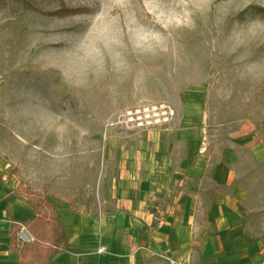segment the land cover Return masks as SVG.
Here are the masks:
<instances>
[{
  "label": "rangeland",
  "instance_id": "374dc122",
  "mask_svg": "<svg viewBox=\"0 0 264 264\" xmlns=\"http://www.w3.org/2000/svg\"><path fill=\"white\" fill-rule=\"evenodd\" d=\"M249 146L260 161L264 0H0V182L104 209L120 173L133 190Z\"/></svg>",
  "mask_w": 264,
  "mask_h": 264
},
{
  "label": "crops",
  "instance_id": "0c3cea01",
  "mask_svg": "<svg viewBox=\"0 0 264 264\" xmlns=\"http://www.w3.org/2000/svg\"><path fill=\"white\" fill-rule=\"evenodd\" d=\"M251 136H245L248 144ZM239 149L251 163L232 154L217 162L210 149L208 158L203 151L194 160L187 157L169 179L159 170L153 181L145 176L133 190L120 173L105 188L113 194L104 209L100 203L94 210L76 206L60 195L64 183L55 182L46 198L67 249L47 264H264V238L251 235L249 219L264 206V157L259 161L257 147ZM34 219L18 186L0 182V264L19 263L11 231L18 228L19 241L31 244L24 225Z\"/></svg>",
  "mask_w": 264,
  "mask_h": 264
},
{
  "label": "trees",
  "instance_id": "16d2710c",
  "mask_svg": "<svg viewBox=\"0 0 264 264\" xmlns=\"http://www.w3.org/2000/svg\"><path fill=\"white\" fill-rule=\"evenodd\" d=\"M18 191L36 219L24 225L33 238L31 244H22L18 239L20 230L12 229V250L19 248L20 261L18 264H47L52 256L67 249L65 231L59 223L55 208L46 198V192L39 194L27 187Z\"/></svg>",
  "mask_w": 264,
  "mask_h": 264
},
{
  "label": "bare ground",
  "instance_id": "6f19581e",
  "mask_svg": "<svg viewBox=\"0 0 264 264\" xmlns=\"http://www.w3.org/2000/svg\"><path fill=\"white\" fill-rule=\"evenodd\" d=\"M23 238H24L25 240H28V237H27V236H23Z\"/></svg>",
  "mask_w": 264,
  "mask_h": 264
}]
</instances>
